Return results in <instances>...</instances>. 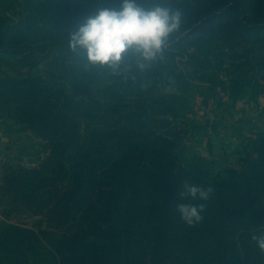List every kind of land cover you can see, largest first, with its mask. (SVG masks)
Here are the masks:
<instances>
[{"label": "trees", "instance_id": "1", "mask_svg": "<svg viewBox=\"0 0 264 264\" xmlns=\"http://www.w3.org/2000/svg\"><path fill=\"white\" fill-rule=\"evenodd\" d=\"M137 2L179 11L180 27L155 59L112 68L69 41L121 0H0V117L46 145L37 165L2 164L0 203L58 231L0 223V264H264V131L221 167L179 147L193 80L237 99L264 69V0ZM185 182L214 189L194 226L175 208Z\"/></svg>", "mask_w": 264, "mask_h": 264}, {"label": "rangeland", "instance_id": "2", "mask_svg": "<svg viewBox=\"0 0 264 264\" xmlns=\"http://www.w3.org/2000/svg\"><path fill=\"white\" fill-rule=\"evenodd\" d=\"M11 61L12 64L3 65V69L11 74L22 70L14 59ZM178 66L188 70L182 61ZM40 69L43 73L49 70L45 62L40 64ZM251 75V86L237 99L224 93L219 86L192 81L190 109L186 116L189 131L179 146L184 159L198 153L217 161L218 166H224L226 158L234 156L246 135L264 131V69L254 66ZM45 150V142L27 125L0 117V185L3 163L37 165L45 156ZM4 212V205L0 203V223H16L37 231L45 229L58 233L45 216L32 212H12L9 215Z\"/></svg>", "mask_w": 264, "mask_h": 264}, {"label": "clouds", "instance_id": "3", "mask_svg": "<svg viewBox=\"0 0 264 264\" xmlns=\"http://www.w3.org/2000/svg\"><path fill=\"white\" fill-rule=\"evenodd\" d=\"M181 24L179 11L159 5L146 9L137 0H121L119 10L96 8L75 27L69 46L80 49L92 65L119 67L125 54H138L140 60L151 61L167 43L171 33ZM143 67V64L140 65ZM214 189L185 182L175 205L180 219L188 226L198 224ZM258 247L264 251V235L253 236Z\"/></svg>", "mask_w": 264, "mask_h": 264}]
</instances>
